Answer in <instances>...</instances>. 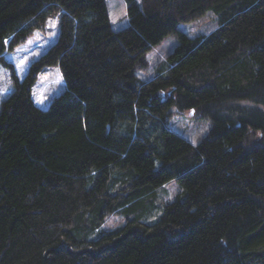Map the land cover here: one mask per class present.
Listing matches in <instances>:
<instances>
[{
    "label": "trees",
    "instance_id": "16d2710c",
    "mask_svg": "<svg viewBox=\"0 0 264 264\" xmlns=\"http://www.w3.org/2000/svg\"><path fill=\"white\" fill-rule=\"evenodd\" d=\"M126 4L114 30L105 0H0V264H264V0ZM207 11L209 33L178 29ZM48 19L55 40L18 78L3 53ZM170 33L178 44L140 79ZM49 66L64 88L40 107ZM172 108L208 134L171 130ZM171 179L181 192L158 206ZM110 214L122 222L103 228Z\"/></svg>",
    "mask_w": 264,
    "mask_h": 264
},
{
    "label": "rangeland",
    "instance_id": "374dc122",
    "mask_svg": "<svg viewBox=\"0 0 264 264\" xmlns=\"http://www.w3.org/2000/svg\"><path fill=\"white\" fill-rule=\"evenodd\" d=\"M139 1V0H137ZM108 18L112 29L118 30L128 25L126 15V0H105ZM218 25L215 14L207 11L203 16L187 22L179 23L178 29L185 31L189 36L194 37L197 34H207ZM57 24L55 19H48L42 30H36L32 36L23 44L17 46L12 52H4L3 58L13 66L14 73L21 78L29 64L43 53L56 38ZM178 44V38L175 33L168 34L162 42L155 45L148 53L149 63L148 72L140 71L138 77L146 80L153 75V70L167 60L169 53ZM10 71L0 64V101L6 97L11 90ZM64 88V82L56 66L45 67L37 76L32 87V99L40 107H46L49 100L58 95ZM172 115L166 122L167 126L185 137L192 144H197L203 137L208 134L211 123L205 118H191L192 113H179L172 108ZM158 189L157 205L173 200L181 187L175 179H171ZM164 189V190H163ZM155 201V203H156ZM160 201V202H159ZM162 207V206H161ZM157 212V213H156ZM161 212V211H160ZM159 212V213H160ZM158 214V209L152 211L149 217ZM103 228L110 229L122 222L118 214H110L104 218Z\"/></svg>",
    "mask_w": 264,
    "mask_h": 264
}]
</instances>
